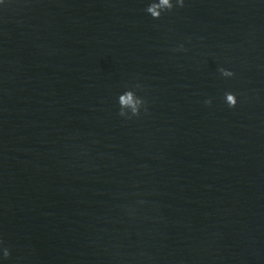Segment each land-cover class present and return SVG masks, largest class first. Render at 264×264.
<instances>
[{
    "label": "water",
    "instance_id": "water-1",
    "mask_svg": "<svg viewBox=\"0 0 264 264\" xmlns=\"http://www.w3.org/2000/svg\"><path fill=\"white\" fill-rule=\"evenodd\" d=\"M152 2L0 3V264H264V0Z\"/></svg>",
    "mask_w": 264,
    "mask_h": 264
},
{
    "label": "clouds",
    "instance_id": "clouds-1",
    "mask_svg": "<svg viewBox=\"0 0 264 264\" xmlns=\"http://www.w3.org/2000/svg\"><path fill=\"white\" fill-rule=\"evenodd\" d=\"M0 3H4V0H0ZM185 0H153L152 3L146 8V12L151 15L153 19H160L162 14L165 12H171L175 8L184 7ZM183 49V45L180 46ZM221 76L224 78H232L235 73L230 69H225L223 67L219 68ZM139 89V85L135 86ZM224 102L229 108H235L238 104L237 95L231 91L224 92ZM119 112L118 115L125 117L127 119H132L133 117H138L140 115L141 108L145 106L146 101L136 95L135 91L128 89L124 91L118 98ZM205 105H211L212 100L207 99L204 101ZM147 111V109H144ZM2 243V241H0ZM10 250L8 248H3V256L7 258L10 256Z\"/></svg>",
    "mask_w": 264,
    "mask_h": 264
}]
</instances>
